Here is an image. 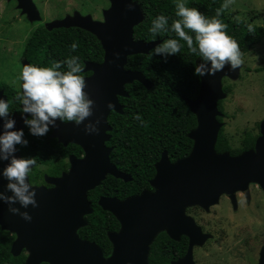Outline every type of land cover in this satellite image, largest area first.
Instances as JSON below:
<instances>
[{"label": "water", "instance_id": "95a60500", "mask_svg": "<svg viewBox=\"0 0 264 264\" xmlns=\"http://www.w3.org/2000/svg\"><path fill=\"white\" fill-rule=\"evenodd\" d=\"M13 1L29 22L40 21L32 0ZM108 2L109 7L102 11L101 21L74 12L45 25L48 31L78 28L100 43L102 62L86 63L83 69V72L90 73L84 78L85 91L94 101L93 115L88 120L99 118L100 122L97 134L85 133L83 122L75 125L73 122L57 121V126L50 130V138L64 147L68 144L78 146L82 156H70L68 171L58 177L44 175L45 185H32L37 207L21 209L28 211L31 221L26 222L19 215L9 213L7 206L0 202V230L15 235L10 247L13 257H17L22 250L26 251L23 264H148L149 246L161 232L173 241L180 236L188 238L187 255L173 263L184 264L192 246L201 245L209 237L202 234L193 219L186 215V209L201 207L208 211L223 194L228 195L234 206V193H246L249 184H255L264 191V121L259 124V136L252 149L236 156L215 151L222 127L217 121L221 117L217 103L225 97L221 80L223 77H238V68L228 70L225 65L224 71L199 78V92L194 100L183 98L196 119V127L187 135L192 142L188 156L169 162L166 153H162L154 165L150 190L123 200L110 197L98 199V207L110 213L119 224L117 232L107 234L112 246L110 256L104 258L99 247L78 237L77 230L86 225L84 217L92 213L88 192L98 187L106 176L123 182L131 181L128 174L118 171L110 162L111 148L105 145L111 130L107 118L112 111L121 113L118 97L127 96L125 85L137 81L147 89L152 86L140 72L127 71L125 66L129 57L147 54L159 43L133 40L134 27L143 21L138 4L129 10L126 7L129 0ZM114 53H119V57ZM25 64L28 63L23 61L22 67ZM0 97L6 99L3 90H0ZM108 103H111V108L106 107ZM20 115L13 114L16 128H24ZM14 155L20 158L17 151ZM5 163L0 162V168ZM5 183L0 179V191H3Z\"/></svg>", "mask_w": 264, "mask_h": 264}, {"label": "trees", "instance_id": "16d2710c", "mask_svg": "<svg viewBox=\"0 0 264 264\" xmlns=\"http://www.w3.org/2000/svg\"><path fill=\"white\" fill-rule=\"evenodd\" d=\"M175 2L176 0H138L143 21L134 27L133 40L160 43L165 39L175 38V34L171 32L153 35L148 31L151 19L158 14L168 16L169 24L172 19H177L174 15ZM224 3L225 0H188L185 6L194 7L205 17L212 18ZM228 8H223L217 18L226 25L225 32L236 41L242 58L264 38V25L239 19L237 12ZM248 25L252 26V32L248 31ZM73 42L77 44V49L70 52L69 46ZM180 44V51L176 55L168 56L166 60L159 56H150L151 50L147 54H136L127 59L125 70L140 72L152 86L147 89L137 81L124 86L127 96L118 97L121 113L110 112L107 119L111 130L108 132L110 139L105 145L111 148L110 162L118 171L128 174L131 181L123 182L106 176L98 187L89 191L87 198L92 213L84 217L86 225L77 230L81 240L94 243L106 256L110 252L107 234L117 232L119 224L110 213L98 207V199L110 197L123 200L150 190L149 182L155 174L154 165L162 153H166L169 162H175L188 156L191 151L192 142L187 135L196 127V119L183 98L194 100L198 95L200 79L193 75V70L199 57L190 54L183 41ZM69 55L79 57L82 69L86 63H101L103 60L100 43L91 34L78 28L48 31L44 27L33 30L26 38L21 58L30 65L50 67L52 61H62ZM61 70H64L63 67ZM255 71H264V65ZM80 75L85 78L90 73L82 71ZM0 90H3L9 103L10 113L21 114L19 101L15 100L18 90L4 83H0ZM223 91L228 94L230 88L224 86ZM217 109L223 113L221 101L217 103ZM135 115L140 116V121L133 119ZM217 121L221 122L222 119L218 117ZM50 133L49 131L43 137H34L24 128L28 145L17 146L20 158L30 157L36 161L28 176L32 185L43 183L44 175L47 174L60 176L69 169L70 156L79 158L82 155L81 148L73 144L64 147L50 138ZM258 136L259 130L255 136L246 131L239 147L232 148L222 127L218 132L215 151L236 156L252 149ZM160 237L167 240L169 245L176 244L164 234ZM12 239L13 236L8 232L0 230V264H21L23 260V257L14 258L10 255Z\"/></svg>", "mask_w": 264, "mask_h": 264}, {"label": "clouds", "instance_id": "9594fccd", "mask_svg": "<svg viewBox=\"0 0 264 264\" xmlns=\"http://www.w3.org/2000/svg\"><path fill=\"white\" fill-rule=\"evenodd\" d=\"M137 3L138 0H129L126 7L131 10ZM226 7L228 0L216 10L215 17L207 18L198 9L186 7L185 0H176L174 15L177 19H172L169 24L168 16L158 14L151 19L148 29L153 35L171 32L175 34V38L155 44L149 55L166 60L168 56L176 55L180 51V41H183L187 51L199 57L193 70V75L198 78L214 76L224 71L225 65L228 70L239 68L242 63L239 46L226 34V25L217 18ZM248 31H253L251 25H248ZM69 47L70 52H75L77 44L73 42ZM114 56L118 58L119 53H114ZM62 67L64 70H61ZM82 71L76 55H69L62 61H52L50 67L25 64L20 69L13 81L19 85L15 100L19 101L20 118L29 135H47L57 126V121L73 122L75 125L83 122L85 133L99 132V118L88 120L93 115L94 101L85 91L86 82L80 75ZM106 107L111 108V103ZM133 119L140 121V116L135 115ZM15 124L8 101L0 97V162L6 161L0 168V179L6 182L3 191H0V202L7 206L9 213L19 215L28 222L32 217L28 211L21 209L37 207L35 189L26 179L36 161L30 157L17 158L14 155L17 146L28 145L24 128H16Z\"/></svg>", "mask_w": 264, "mask_h": 264}, {"label": "rangeland", "instance_id": "374dc122", "mask_svg": "<svg viewBox=\"0 0 264 264\" xmlns=\"http://www.w3.org/2000/svg\"><path fill=\"white\" fill-rule=\"evenodd\" d=\"M32 3L39 7L48 23L71 16L74 12L82 16L89 15L94 21H101L102 11L109 7L108 0H32ZM228 7L229 10L237 12L239 19L251 20L255 25H264V0H229ZM16 9L13 2L0 0V83L18 90V83L14 84L13 81L22 68L21 54L32 27L27 18V22L19 19ZM241 60L238 77H223L221 80L222 90L224 86L229 87L230 93L223 91L225 97L221 101L223 113L220 112V123L232 148L239 147L244 132L257 135L259 124L264 121V71H255L264 65V38ZM47 176L53 177L48 174ZM39 183L45 185L44 182ZM252 186L250 203L239 202L235 212L225 199L220 198V202L210 207L207 214L197 212L194 219H229L233 220L231 224L243 225V219L263 218L264 213L259 207L261 205L264 208V194L260 193L256 185ZM234 225L233 228H237ZM10 235L15 238L14 234Z\"/></svg>", "mask_w": 264, "mask_h": 264}, {"label": "flooded vegetation", "instance_id": "af4514ba", "mask_svg": "<svg viewBox=\"0 0 264 264\" xmlns=\"http://www.w3.org/2000/svg\"><path fill=\"white\" fill-rule=\"evenodd\" d=\"M7 2H13L16 8L17 3L15 1L12 0ZM35 7L40 15V21L28 23L31 25L32 31L39 27L45 28V25L48 23V21L44 20L43 12L39 10V7H37L36 5ZM16 11L18 13L17 16L19 17V19L27 22L26 17L24 15H21L20 10L16 9ZM252 185L255 184H249L250 190L251 187H253ZM249 186L246 193L237 192L234 195L235 197L234 206L227 196L222 195L220 198L225 199L226 202L231 207V210L235 212L238 209L239 202L242 201L245 204L250 203L251 195H250ZM46 187H50V186H46ZM257 187L261 191L259 192L264 194V191L259 186ZM210 209L211 208H209V210ZM259 209H261V211L264 213V208H262L261 205ZM197 212L207 214L206 213L207 211H205L201 207H192L186 209L185 211L186 215L191 217L194 223L196 224V226L200 228L201 233L208 235L209 237L205 239V241H203L201 245L192 246L191 251L189 253V257L186 261H184V264H264V217L256 220L243 219L242 220L243 225L241 224L234 225L231 224L233 223V220H229V219H201V220L194 219L195 217H197V215L195 214ZM233 225L236 226L237 228H233ZM161 234H164V236L168 240L176 244L169 245V242L167 240H164L163 237H160ZM14 239L15 238L13 236L11 244ZM188 247H189V240L187 237L180 236L177 241H173L168 237V235L165 232H161L157 234L154 241L149 246L147 263L173 264L185 258V256L187 255ZM111 249L112 246L110 244V252L107 256L100 249L104 258H108L110 256ZM18 257H23V260L21 262V264H23L27 257L26 251L22 250L19 253V255L14 258H18ZM42 264H46V263H42Z\"/></svg>", "mask_w": 264, "mask_h": 264}]
</instances>
